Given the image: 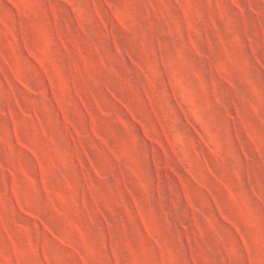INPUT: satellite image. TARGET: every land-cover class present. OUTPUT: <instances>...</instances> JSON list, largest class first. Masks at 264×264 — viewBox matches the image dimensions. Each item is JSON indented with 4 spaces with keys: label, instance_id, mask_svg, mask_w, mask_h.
Returning <instances> with one entry per match:
<instances>
[{
    "label": "rangeland",
    "instance_id": "rangeland-1",
    "mask_svg": "<svg viewBox=\"0 0 264 264\" xmlns=\"http://www.w3.org/2000/svg\"><path fill=\"white\" fill-rule=\"evenodd\" d=\"M59 3L63 11L44 0H0V245L11 252L4 261L102 264L111 258L117 264L114 234L132 229L159 245L153 231L177 217L165 224L149 209L146 218L141 201L150 186L158 203L164 199L163 174L165 184L179 185L190 214V224L179 222L178 243L187 264H199L192 230L202 234V221L209 233L216 231L210 217H218L237 231L231 213L244 210L217 174L223 145L210 142L197 122L212 137L226 121L237 143L243 135L259 155L264 112L253 105L246 123L232 90L250 85L257 95L264 91V59L256 55L257 48L264 53V28L257 21L256 45L246 29L234 26L245 32L251 54L242 67L244 54L234 49L236 38L222 23V0H173L174 9L166 0H100L103 12L97 0ZM228 4L241 10L238 0ZM201 8L214 11L215 19L193 23L190 11L199 18ZM175 13L180 30L173 48V30L169 26L165 35L158 18ZM211 90L217 103L223 97L230 107L202 115L199 92ZM166 98L199 142V173L177 151L184 131L170 119ZM129 121L140 130L139 139ZM140 152L148 153L150 167ZM250 208L260 211L256 204ZM177 248L169 244L158 255L181 264Z\"/></svg>",
    "mask_w": 264,
    "mask_h": 264
},
{
    "label": "clouds",
    "instance_id": "clouds-1",
    "mask_svg": "<svg viewBox=\"0 0 264 264\" xmlns=\"http://www.w3.org/2000/svg\"><path fill=\"white\" fill-rule=\"evenodd\" d=\"M53 3L56 5L58 11H63L59 0H44V3ZM101 12L104 11L100 0H97ZM241 5V10L237 11L231 8L228 0H222V6L227 8V12L222 23L228 24L231 31V37H235L236 41L233 45L234 49L243 52V59L240 61L242 67H248L251 62V54L247 52L248 45L244 41V31L236 29L234 26L240 24L242 28L246 29V34L254 40L255 44L260 43L257 34V21L261 28H264V0H238ZM79 7V3H77ZM166 7L174 9L176 5L173 0H166ZM254 10V11H253ZM83 11V10H82ZM211 15L215 19L214 11L209 14L202 8L199 13V18L196 12L190 11L189 19L193 23H198L202 19L207 21ZM179 14L168 15L167 18H158L159 27L164 34H167V29L171 26L173 36L171 37V45L173 48L178 46L180 24L177 23L176 18ZM217 23H221L217 21ZM164 55L163 51L160 53ZM256 55L264 59V53H261L259 48L256 50ZM203 59V56H201ZM168 72L172 71L171 66L165 69ZM233 94L236 97L235 103L241 110L245 122L247 123L253 118L252 106L261 108L264 112V91L259 95L254 93L251 86L245 87L243 90L233 89ZM216 96L215 90L199 92V99L201 103V114L207 112L212 108L217 111L230 107L224 101L223 97ZM166 104L169 108V116L174 120L177 126H180L184 131L183 145H176L177 151L180 153L181 160L186 167L193 168L198 173L202 169L200 161L202 155H197L196 152L200 149L199 142L196 137L192 135L191 130L183 126V118L177 113L174 104L166 98ZM127 119V117H125ZM196 122V121H194ZM135 136L139 139L140 130L131 124ZM197 126L201 128L202 133L206 138L210 139L212 143H220L223 145L222 159L216 162L217 174L221 178L226 179L232 188L237 206L244 210L243 214L231 213V219L234 226L238 229L232 231L227 225L222 224L218 217H210L213 224L216 226V231L208 232L201 221V227L204 229L202 234L193 231V243L195 247L193 252L199 264H264V138H258L256 144L259 147V155L254 151V145L249 144L248 140L241 135L239 142L233 137L230 125L225 121L219 126L216 134L209 137L207 129L202 121L197 122ZM261 127L264 128V121H261ZM248 131L255 136L254 129L249 126ZM157 158L159 157L158 150L156 151ZM245 154L247 159H245ZM143 164L148 167L151 166V159L148 153L140 152L139 157ZM170 160L172 157L170 155ZM174 163V161H173ZM178 171H181L179 165L174 163ZM162 179V195L164 199L158 203L154 189L150 186L147 189V196L141 201V206L147 211L150 209L151 213L158 218H161L165 224L173 216L177 217L176 223L169 225L172 231L168 228H163L160 232L153 231V237L160 240V244L156 245L152 240L144 237L139 229H132L124 232L121 236L114 234L113 247L117 253V264H169L167 258L162 259L158 255V249L167 252L169 244L178 245L177 250L181 253V264H187L186 249L182 244H179V238L183 234L179 230V222L190 224V214L184 205L183 194L180 187L174 180L170 184H165ZM170 189V191H169ZM175 202V207L169 203V200ZM256 204L260 209L259 212H253L250 205ZM199 207V205H197ZM223 207V205H221ZM204 209H201V215ZM201 216H197L200 220ZM139 232V235L137 233ZM175 233V239H173ZM27 251V249H25ZM106 255V253H105ZM11 256V252L0 245V264H16L15 260L5 262L3 257ZM102 264H112L111 258L105 259Z\"/></svg>",
    "mask_w": 264,
    "mask_h": 264
}]
</instances>
